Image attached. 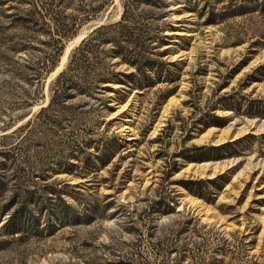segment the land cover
<instances>
[{"label": "rangeland", "instance_id": "374dc122", "mask_svg": "<svg viewBox=\"0 0 264 264\" xmlns=\"http://www.w3.org/2000/svg\"><path fill=\"white\" fill-rule=\"evenodd\" d=\"M30 1L0 0V152L21 156L0 196V264H264V0L141 6L160 31L138 67L98 49L96 73L124 83L40 116L66 48L119 21L122 1L39 84L27 67L48 38L20 21ZM27 202L33 223L7 233Z\"/></svg>", "mask_w": 264, "mask_h": 264}, {"label": "trees", "instance_id": "16d2710c", "mask_svg": "<svg viewBox=\"0 0 264 264\" xmlns=\"http://www.w3.org/2000/svg\"><path fill=\"white\" fill-rule=\"evenodd\" d=\"M121 1L122 14L119 21L96 28L71 52L66 68L50 85L48 105L40 110L38 116L47 112L59 113L77 97L92 98L96 90L107 87L104 85H122L124 83L123 80L117 79L110 72L96 73L99 68L100 70L103 69L101 60L98 58V49L104 45L110 44L114 47L111 49L114 58H120L123 63L138 67L142 55L150 48L149 45L158 39L157 34L160 31L158 26L154 27L153 24L142 22L141 12L143 11L140 8L141 6H148L161 9L168 5L167 0ZM221 1L204 0L203 8H214L222 3ZM175 2L181 3L186 9H196L200 5L198 0H175ZM239 2L253 3L254 0H239ZM44 3L42 4L41 0L30 1L27 4L31 6V9L20 19L24 25L40 24L43 26L45 28L44 33L48 38L43 44L44 48L38 50L40 56L30 59L27 67L31 72V78L38 84L58 66L64 51V42L72 38L83 24L106 12L112 6L113 0H46ZM241 8L243 6H240ZM67 10H72L77 15L71 16V14H67ZM149 19L151 22L159 20L158 17L154 19L149 17ZM16 150L17 146H12L0 152V157H4V160L0 161V196L8 187L9 181L16 183L19 180L18 177L15 178L16 175L8 177L5 174L8 171H14L12 167L16 169L19 167L16 166L15 161L19 160L21 156ZM187 190L193 196L205 199L203 194ZM31 205L35 206L34 203L28 202L21 204V207L7 218L8 220L4 223L6 224L4 230L7 229V233L11 235L19 233L21 229L29 225V221L30 224L33 223L31 222L32 217H27L29 212H33ZM159 205L164 207L159 213L162 215L170 213L171 206L169 203L161 202ZM50 212V219L54 215L67 214L61 210L58 213L54 212L55 214ZM2 213H4L3 206H0V217H3L4 214Z\"/></svg>", "mask_w": 264, "mask_h": 264}, {"label": "bare ground", "instance_id": "6f19581e", "mask_svg": "<svg viewBox=\"0 0 264 264\" xmlns=\"http://www.w3.org/2000/svg\"><path fill=\"white\" fill-rule=\"evenodd\" d=\"M83 34L79 35L77 38H75V40L66 48V51L61 59V63L59 65V67L57 68L56 72L50 77L49 81L54 78L64 67L66 60H67V55L70 52L71 48L74 47V45L78 44L80 42L81 39H83ZM48 81V82H49Z\"/></svg>", "mask_w": 264, "mask_h": 264}, {"label": "water", "instance_id": "95a60500", "mask_svg": "<svg viewBox=\"0 0 264 264\" xmlns=\"http://www.w3.org/2000/svg\"><path fill=\"white\" fill-rule=\"evenodd\" d=\"M105 21H107V18H103L101 21L94 23V25L91 27V28H93L92 31L95 30L97 27L102 26ZM67 60H68V56H67ZM67 60H66V62H67ZM64 68H65V65L58 74H60L64 70ZM44 107H46V106H44Z\"/></svg>", "mask_w": 264, "mask_h": 264}]
</instances>
